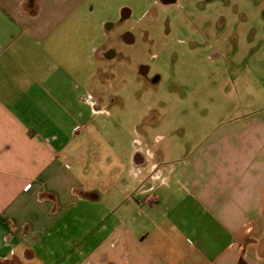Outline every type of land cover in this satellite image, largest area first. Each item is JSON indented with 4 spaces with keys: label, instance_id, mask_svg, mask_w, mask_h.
Masks as SVG:
<instances>
[{
    "label": "crops",
    "instance_id": "crops-1",
    "mask_svg": "<svg viewBox=\"0 0 264 264\" xmlns=\"http://www.w3.org/2000/svg\"><path fill=\"white\" fill-rule=\"evenodd\" d=\"M0 1V264H264V108L100 152L77 0Z\"/></svg>",
    "mask_w": 264,
    "mask_h": 264
},
{
    "label": "rangeland",
    "instance_id": "rangeland-1",
    "mask_svg": "<svg viewBox=\"0 0 264 264\" xmlns=\"http://www.w3.org/2000/svg\"><path fill=\"white\" fill-rule=\"evenodd\" d=\"M0 9L9 8L0 1ZM74 9L73 32L56 40L58 51L76 53L82 75L97 70L89 91L108 111L100 152L154 150L171 135L201 137L225 116L264 108V0H77ZM95 41L98 53L112 47L116 56L87 61Z\"/></svg>",
    "mask_w": 264,
    "mask_h": 264
},
{
    "label": "flooded vegetation",
    "instance_id": "flooded-vegetation-1",
    "mask_svg": "<svg viewBox=\"0 0 264 264\" xmlns=\"http://www.w3.org/2000/svg\"><path fill=\"white\" fill-rule=\"evenodd\" d=\"M158 1H160L161 3H172V2H174L176 0H158ZM130 34H131L130 31H124V33L120 36L121 40L123 42H125V43H129V42H127V39L130 36ZM110 52H114L115 53V51L112 49V47H108L106 50H104V49L101 50L100 51V55L103 56V57L109 58L107 55ZM114 56H116V53L112 57H114ZM142 66H144V64L139 65V70H140V68ZM147 69H148V67H147Z\"/></svg>",
    "mask_w": 264,
    "mask_h": 264
},
{
    "label": "water",
    "instance_id": "water-1",
    "mask_svg": "<svg viewBox=\"0 0 264 264\" xmlns=\"http://www.w3.org/2000/svg\"><path fill=\"white\" fill-rule=\"evenodd\" d=\"M129 14H130V10L128 8H126V7L122 8V10H121V19H125L126 17L129 16ZM133 41H134V37H133L132 34H130V36L127 39V42L131 43ZM113 55H114V52H110V53H108L107 56L108 57H112ZM146 70H147V66H145V65L140 68V72L142 74H145Z\"/></svg>",
    "mask_w": 264,
    "mask_h": 264
}]
</instances>
